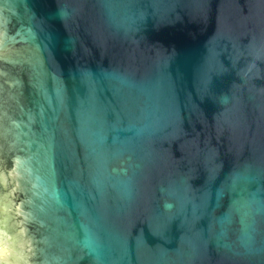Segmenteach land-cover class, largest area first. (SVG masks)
<instances>
[{"label":"water","instance_id":"1","mask_svg":"<svg viewBox=\"0 0 264 264\" xmlns=\"http://www.w3.org/2000/svg\"><path fill=\"white\" fill-rule=\"evenodd\" d=\"M0 264H264V0H0Z\"/></svg>","mask_w":264,"mask_h":264}]
</instances>
